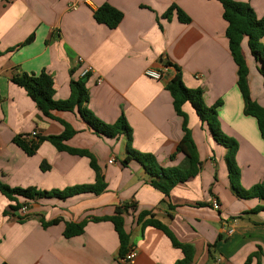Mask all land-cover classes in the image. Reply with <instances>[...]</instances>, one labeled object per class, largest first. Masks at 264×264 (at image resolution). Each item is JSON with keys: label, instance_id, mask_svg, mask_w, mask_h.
Masks as SVG:
<instances>
[{"label": "crops", "instance_id": "crops-1", "mask_svg": "<svg viewBox=\"0 0 264 264\" xmlns=\"http://www.w3.org/2000/svg\"><path fill=\"white\" fill-rule=\"evenodd\" d=\"M233 1L249 3L258 18L264 17V0ZM106 4L124 14L115 29L95 19V12ZM173 4L189 23L179 21L175 12L166 16ZM227 27L219 0H0V182L46 192L94 185L98 177L93 158L107 185L98 195L64 200L10 201L0 193V264H120L119 237L108 218L125 205V230L137 251L132 264H175L184 257L164 232L139 221L143 213L167 226L179 242L194 247L192 264H245L257 253L260 260L253 257L250 264H264V211L251 213L264 202L234 193L228 150L214 140L191 103L183 111L202 163L195 177L166 195L151 185L152 178L137 160L125 163L132 148L153 155L162 168L185 166L186 155L177 151L185 136L184 118L166 89L181 73L186 87L203 90L207 106L222 101L220 127L239 144L241 186L264 184V139L257 120L244 114ZM29 38L31 42L20 47ZM241 51L251 95L264 107L261 63L246 35ZM89 67L84 107L107 124L124 116L132 129L130 141L126 135L96 134L77 109L53 111L56 119L46 117L13 81L23 73H46L54 81V99L64 101L71 96L72 82L83 79ZM147 69L163 72V78L147 77ZM61 121L76 131L66 144L89 156L60 152L41 139L63 134ZM15 137L35 146L34 155L18 147ZM213 200H218L219 210ZM24 205L29 207L27 217L21 214ZM81 222L83 234L65 237L68 223Z\"/></svg>", "mask_w": 264, "mask_h": 264}, {"label": "trees", "instance_id": "trees-1", "mask_svg": "<svg viewBox=\"0 0 264 264\" xmlns=\"http://www.w3.org/2000/svg\"><path fill=\"white\" fill-rule=\"evenodd\" d=\"M5 1L7 2L9 0ZM219 1L223 4L224 18L228 23L226 36L229 41V49L238 67V87L244 100V114L257 120L261 137L264 139V107L255 101L251 95L248 80L249 68L241 51V41L246 35L248 36L249 47L253 56L261 63L259 71L264 77V46L261 44V40L264 38V17L258 18L249 3L237 2L233 0ZM174 12L176 13L179 21L182 23H189L191 21L190 18L176 4H173L170 7L166 16L170 17ZM123 18L124 14L121 11L108 4L102 6L95 12L96 21L100 24L106 25L110 29L117 28ZM31 40L32 38H29L26 42L21 44L20 47L30 43ZM86 76H84V78L80 81L72 82L71 96L69 99L64 101H57L54 99V81L46 73H41L38 76L23 73L22 75L15 77L13 81L27 92L31 100L38 106L46 117L56 119L53 115V111L74 112L77 109L81 117L89 124L96 134L103 135L108 138H117L120 135H126L130 141L132 139V129L129 127L124 116L119 118V120L114 124H107L84 107L85 103L88 101V89L86 87L87 81L85 82ZM166 89L173 98L175 111L178 115L184 118L183 129L185 131V136L179 144L177 151L186 155L185 166L167 169L162 168L156 163V159L153 155L143 154L133 150L132 148H128L129 154L126 157L125 163L131 159L137 160L152 178L151 185L166 195H169L171 190L178 184L185 183L191 177H195L199 173L202 163L199 159L197 146L194 142L191 130L188 128V116L183 111V106L189 102L195 109L200 121L207 125L214 140L228 150L226 160L229 178L234 193L237 197L244 200L259 199L264 202V184H256L250 189H244L241 186V171L236 161L239 144L237 140L225 134L220 127L218 109L221 107L222 101L217 102L214 106H207L205 104L203 90L189 89L186 87L181 73H178L167 84ZM61 123L65 127L63 134L58 136H47L41 139L50 142L60 152H68L70 154L80 156H89L88 152L71 148L66 144V141L70 140L75 135L76 131H74L68 123L64 121H61ZM13 141L26 154L30 156L34 155L36 150L35 146L30 145L21 137H15ZM92 161L98 177V181L94 185H80L65 189L64 191L55 190L52 192H46L35 187L27 189L12 188L0 182V193H2L10 201H17L18 197H23L26 200L50 197L64 200L84 193H93L98 195L107 189V185L105 184L103 177L100 175L99 169L93 158ZM42 168L45 169L44 163L42 164ZM19 208L20 206L18 205V207H14L13 209L18 210ZM128 211V205L118 207L116 214L108 218V220L113 223L115 231L119 237L120 257H125L126 254L133 249L130 235L125 230L124 214ZM263 211L264 203L251 210V213H259ZM148 216H150V218L147 219ZM95 220L98 221L99 219ZM139 221L144 222L145 226L161 230L173 241L177 248L181 249L184 257L175 264L193 263L195 249L192 245L179 242L171 230L162 222L150 215V213L141 214L139 216ZM84 228V222L68 223L66 225L64 235L67 238L79 236L83 234ZM212 247L213 246H211V248ZM253 257H257L258 260H260V256L257 253L254 256L249 257L245 264H250Z\"/></svg>", "mask_w": 264, "mask_h": 264}, {"label": "built area", "instance_id": "built-area-1", "mask_svg": "<svg viewBox=\"0 0 264 264\" xmlns=\"http://www.w3.org/2000/svg\"><path fill=\"white\" fill-rule=\"evenodd\" d=\"M74 9L77 8V5H74L73 7ZM92 71V68L89 67L85 70L83 76H86L88 73H90ZM145 75L151 79H154V80H161L163 78V72L161 71H158V70H153V69H147L145 71ZM98 83H101L102 82V79L99 78L97 80ZM33 137H35L37 135L36 132H34L33 134ZM115 160L112 159L110 160V163H114ZM212 206L215 210H219L220 208V204L218 202V200H213L212 202ZM28 212H29V207L27 205H24L22 208H21V214L23 217H27L28 216ZM229 233H233V230H230ZM137 257V251L135 249H131L125 257H120L119 259V263L120 264H132L135 259Z\"/></svg>", "mask_w": 264, "mask_h": 264}, {"label": "rangeland", "instance_id": "rangeland-1", "mask_svg": "<svg viewBox=\"0 0 264 264\" xmlns=\"http://www.w3.org/2000/svg\"><path fill=\"white\" fill-rule=\"evenodd\" d=\"M261 44L264 46V42L263 41H261Z\"/></svg>", "mask_w": 264, "mask_h": 264}]
</instances>
